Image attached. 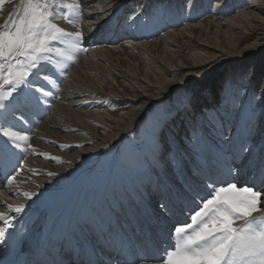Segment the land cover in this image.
Segmentation results:
<instances>
[{"label":"bare ground","instance_id":"obj_1","mask_svg":"<svg viewBox=\"0 0 264 264\" xmlns=\"http://www.w3.org/2000/svg\"><path fill=\"white\" fill-rule=\"evenodd\" d=\"M159 1L79 0L83 9L74 24L61 16L68 10L57 6L56 15L61 18L52 22L68 32L80 31L83 39L77 42L68 36L56 44L73 60L53 54V64L42 69L55 81V85L45 82L51 94L39 104L31 99L21 109L27 122L19 127L32 147L0 156V212L14 217V227L5 232L6 242L0 244V263L14 260L23 242L49 230V237L58 244L69 243L73 235L80 238L66 249L67 254L79 258V251L92 246L102 249L107 258L116 255L107 264H125L130 245L140 250L139 245L147 246L151 235H159L160 243L168 244L170 230L185 219L207 183L231 179L227 169L241 143L246 142L256 157L264 149V0L248 4L236 0L239 5L224 17L212 19L211 25H194L195 17H186L187 24L178 32L173 28L164 33L161 46L143 40L154 26L147 29L143 21L138 22ZM198 1L191 3L195 6ZM210 1L216 14L235 0ZM118 41H123L122 46ZM210 59V73L199 79L193 70ZM240 73L250 78L245 90L260 98L258 114L249 103L237 107L236 97L221 94L224 82L238 80ZM180 85L189 94H183L178 111L169 115L165 103ZM193 90L203 93L199 106L186 108ZM25 94L32 95L27 89ZM121 99L132 101L122 114L112 116L111 106ZM151 111L150 122L163 118L170 135L183 142L178 154L145 161L143 154L133 150L148 133L142 119ZM253 113L256 131L248 137L245 128ZM0 119H11V113H0ZM123 140L131 145L114 155V148L122 150ZM10 158L20 172L11 185L3 177L11 166L1 169ZM113 158L117 160L111 167ZM49 172L57 175L49 176ZM245 181L253 182L247 169L240 174L238 186ZM24 192L36 195L27 200ZM21 203L25 209L20 214L7 209L8 204ZM15 230L21 244L11 249L9 235ZM113 242H119V258V252L112 250Z\"/></svg>","mask_w":264,"mask_h":264},{"label":"snow or ice","instance_id":"obj_2","mask_svg":"<svg viewBox=\"0 0 264 264\" xmlns=\"http://www.w3.org/2000/svg\"><path fill=\"white\" fill-rule=\"evenodd\" d=\"M4 2L0 0V6ZM57 6L68 10L61 14L68 24H74L75 17L83 9L79 0L70 3L65 0L63 4L60 0H21L15 18L10 15L0 26V113H11V119H0V156H11L18 150L26 151L32 147L28 143L29 136L19 127L27 122L21 109L31 99L39 104L43 97L51 94L45 82L55 85V81L42 69L45 64H53V54L73 60L67 50L56 44L68 36H74L77 42L83 39L80 31L68 32L52 22L61 18L56 15ZM25 89L31 97L25 94ZM201 95L202 92L198 95L193 90L186 98L185 107L196 109ZM254 117L255 113L245 128L248 137L256 131ZM192 138H189L190 142ZM183 146L175 135H170L164 119L157 118L151 122L143 143L133 150L143 154V159L148 161L166 159L174 152L178 154V149ZM53 159L60 160L59 157ZM246 169L251 171L253 182L245 181L238 186L239 176ZM227 171L231 179L205 185V192L187 209L185 219L170 230L169 242L161 252L137 253L125 264H264V214L253 215L264 213V149L256 157L246 142L241 143L232 153ZM19 175L14 168L13 174L7 176V183L13 184ZM48 175L57 173L49 172ZM35 195V192L23 193L27 200H32ZM7 209L20 214L25 204H8ZM13 219L0 212L3 224L0 244L6 242L3 239L5 232L14 227Z\"/></svg>","mask_w":264,"mask_h":264},{"label":"rangeland","instance_id":"obj_3","mask_svg":"<svg viewBox=\"0 0 264 264\" xmlns=\"http://www.w3.org/2000/svg\"><path fill=\"white\" fill-rule=\"evenodd\" d=\"M21 0H5L2 6H0V26L4 25L6 21L9 20L10 15L13 16V12L15 11L17 4ZM252 0H243L244 3H250ZM208 2V3H207ZM199 3V5H198ZM204 5H203V4ZM236 0L234 2L229 1L227 5H225L221 10L218 11V13L214 14L212 12L213 7L215 6L214 2H211L210 0H199L197 2V5L193 6L191 3V0H175V1H159L155 3L150 11L149 14H144V16L138 20V22L142 21L144 22L143 26L147 29H149L151 26H154V30H151L149 35L143 39L148 40L150 44L159 43L160 46L164 45L163 43V36L164 33L167 32V30H173L176 29V31H179L180 27H184L187 23L185 19H188L186 17H195L196 21L192 24H213L212 19L216 18L218 15H221L224 17L228 12L236 8L239 4H236ZM241 3V2H238ZM197 6V7H196ZM132 17V16H131ZM197 17V18H196ZM226 17V16H225ZM185 20V21H184ZM172 24V26H170ZM180 36V41L184 46H187L188 43L186 42L185 38L178 34ZM250 40V39H249ZM245 42V41H244ZM248 42V41H246ZM245 42V43H246ZM123 41H118L117 45L122 46ZM104 46L110 47L111 45ZM208 54H211L210 51ZM140 61V59H137ZM141 62V61H140ZM213 63V60H207L204 63L197 64V67L193 70L194 73L197 74V77L199 79L205 78L210 73V67ZM143 64V62H142ZM249 75L247 73H240L239 79L235 81H229L224 82L221 94H226L229 98L232 96L236 97V105L237 107L241 105H245L247 103L250 104V108L258 114L260 111V98L256 99L258 96H252L251 93L247 92L245 88H247V83L249 80ZM128 84V83H127ZM244 84L243 88H237L235 85ZM183 87L178 86L175 89V93L172 92L173 97L169 98L165 103V112L167 114L176 113L179 109L180 103L182 98L184 97L183 94H189L188 90H182ZM244 89V90H243ZM256 92V91H255ZM250 95V96H249ZM254 97V99H253ZM259 97V96H258ZM234 99V98H233ZM131 99H121L119 100L115 105L112 107V116H119L126 110V108L130 105ZM129 103V104H128ZM128 104V105H127ZM258 111V112H257ZM154 112V111H153ZM153 112H147L143 116V122L150 126V118L154 115ZM121 145V149L114 148V155H117L119 151L125 152L127 150V147L131 145L129 140H123ZM112 159V158H111ZM117 158H113L111 162V167L115 165ZM111 161V160H110Z\"/></svg>","mask_w":264,"mask_h":264}]
</instances>
